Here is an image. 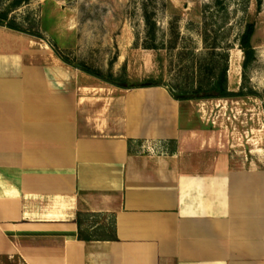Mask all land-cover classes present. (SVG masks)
Returning <instances> with one entry per match:
<instances>
[{"label":"crops","instance_id":"obj_1","mask_svg":"<svg viewBox=\"0 0 264 264\" xmlns=\"http://www.w3.org/2000/svg\"><path fill=\"white\" fill-rule=\"evenodd\" d=\"M208 100L112 85L0 25V264H264V166ZM78 212L116 238L79 239Z\"/></svg>","mask_w":264,"mask_h":264},{"label":"rangeland","instance_id":"obj_2","mask_svg":"<svg viewBox=\"0 0 264 264\" xmlns=\"http://www.w3.org/2000/svg\"><path fill=\"white\" fill-rule=\"evenodd\" d=\"M17 1L0 0V12H6L8 20L40 33L72 63L107 72L112 62L113 73L125 75L129 83L156 81L173 94L191 96L199 89L202 94L227 54L228 88L242 87L257 95L230 98L227 105L215 99L191 101L196 108L201 101H211L203 106L210 109L203 115L207 127L225 142L236 141L238 154L252 151L250 156L264 166V0ZM145 13L153 25L145 22ZM250 22L255 25V57L243 69L239 36ZM146 44L157 48L146 49ZM221 106L229 107L228 112L223 114ZM212 121L241 129V122L247 121L248 132L246 137L240 130L224 133L212 127ZM84 219L86 224L108 221L96 216Z\"/></svg>","mask_w":264,"mask_h":264},{"label":"trees","instance_id":"obj_3","mask_svg":"<svg viewBox=\"0 0 264 264\" xmlns=\"http://www.w3.org/2000/svg\"><path fill=\"white\" fill-rule=\"evenodd\" d=\"M19 1V0H18ZM17 1V2H18ZM144 19L147 24H152L150 16L145 13ZM7 19V13L2 11L0 12V25L6 26L8 28L28 33L30 35H33L38 38H42L40 33L33 32V31H27L23 29L19 24L16 23V21ZM153 25V24H152ZM255 31V25L254 23H247L244 27L243 32L239 36V48L243 52V61H242V68L245 69L248 64L254 59L255 57V51L254 47L252 45V36ZM150 36H154V32L149 33ZM54 52L58 57H60L64 62L73 65L74 67H77L84 72L93 75L105 82H108L112 85L122 87V88H130V87H144V86H162L159 82L156 81H145V82H138V83H129L126 76L124 75H118L113 73L111 70V64L110 68L107 72H103L101 69L98 68H92L87 65H84L82 63H72L69 61L68 58L64 57L62 54L59 53L57 48L50 44ZM144 48L146 49H156L157 47L155 45H144ZM115 59V58H114ZM228 55H225V63L224 65L218 69L217 72H214L210 77L209 81L207 83V88L204 90V92L201 94L199 91L201 89L193 90V95H178L173 94L170 91V94L173 98L177 100H192V99H230V98H236V97H245V96H256V91L249 90L245 91L242 87L239 88L237 91H232L228 88V77H227V70H228ZM213 71V70H212ZM92 214L88 215L87 213L78 212L77 214V225H78V238L82 240H98V239H114L116 238L115 233V227L112 222L105 223V222H99L96 226H94V222L90 224H86L85 217L91 216ZM98 222V221H96Z\"/></svg>","mask_w":264,"mask_h":264}]
</instances>
